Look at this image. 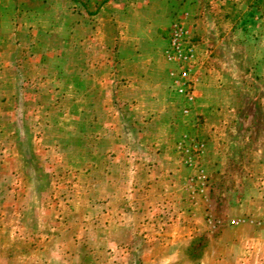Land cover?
I'll return each mask as SVG.
<instances>
[{
  "label": "rangeland",
  "instance_id": "374dc122",
  "mask_svg": "<svg viewBox=\"0 0 264 264\" xmlns=\"http://www.w3.org/2000/svg\"><path fill=\"white\" fill-rule=\"evenodd\" d=\"M0 264H264V0H0Z\"/></svg>",
  "mask_w": 264,
  "mask_h": 264
},
{
  "label": "built area",
  "instance_id": "2783aa9c",
  "mask_svg": "<svg viewBox=\"0 0 264 264\" xmlns=\"http://www.w3.org/2000/svg\"><path fill=\"white\" fill-rule=\"evenodd\" d=\"M164 57L177 70L170 71L174 82L178 83L176 90L184 94L188 100H193L195 93L191 83L194 81L192 72L197 61V45L181 22H174L170 27ZM179 146L181 147V142ZM201 146L202 144L198 149H201Z\"/></svg>",
  "mask_w": 264,
  "mask_h": 264
},
{
  "label": "trees",
  "instance_id": "16d2710c",
  "mask_svg": "<svg viewBox=\"0 0 264 264\" xmlns=\"http://www.w3.org/2000/svg\"><path fill=\"white\" fill-rule=\"evenodd\" d=\"M28 138V137H27ZM27 138H25L24 139V142H22V147L24 146V145H28V143H29V139H27ZM20 156L22 157V159L25 161V162H27V157H28V155H31L32 156V153L30 154V151L28 150V147L27 148H25V150H23L22 148L20 149Z\"/></svg>",
  "mask_w": 264,
  "mask_h": 264
}]
</instances>
